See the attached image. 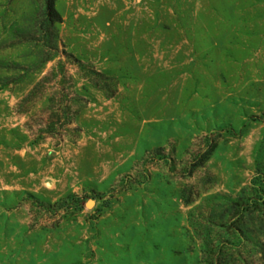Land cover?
<instances>
[{
  "label": "rangeland",
  "instance_id": "rangeland-1",
  "mask_svg": "<svg viewBox=\"0 0 264 264\" xmlns=\"http://www.w3.org/2000/svg\"><path fill=\"white\" fill-rule=\"evenodd\" d=\"M56 8L0 0V264H264V0Z\"/></svg>",
  "mask_w": 264,
  "mask_h": 264
},
{
  "label": "trees",
  "instance_id": "trees-1",
  "mask_svg": "<svg viewBox=\"0 0 264 264\" xmlns=\"http://www.w3.org/2000/svg\"><path fill=\"white\" fill-rule=\"evenodd\" d=\"M45 1V9H44V22L47 27L46 33L48 34L49 29L54 30L56 27V24L62 22V16L58 9L56 8V1L57 0H44ZM50 34V33H49ZM54 34L56 35L57 32L54 30ZM264 144V141H263ZM212 150H207L206 152H203L201 155V159L197 163L196 166H202L207 159L209 158ZM261 181V180H260ZM262 182V181H261ZM259 182L258 178L255 177L253 180V190L255 193L250 197H240L238 200L234 202L235 208L240 211V215H243L244 213H254L255 211H258L260 209V205L264 204V194L263 189H258L255 185ZM189 201V200H188ZM226 254V247H222L218 249L217 252L210 251L207 256L206 264H224L222 259V256Z\"/></svg>",
  "mask_w": 264,
  "mask_h": 264
},
{
  "label": "water",
  "instance_id": "water-1",
  "mask_svg": "<svg viewBox=\"0 0 264 264\" xmlns=\"http://www.w3.org/2000/svg\"><path fill=\"white\" fill-rule=\"evenodd\" d=\"M88 205H89V206H91V204H90V203H89Z\"/></svg>",
  "mask_w": 264,
  "mask_h": 264
}]
</instances>
